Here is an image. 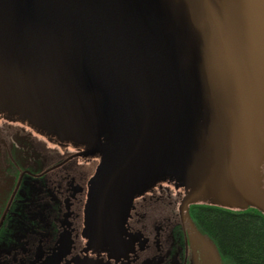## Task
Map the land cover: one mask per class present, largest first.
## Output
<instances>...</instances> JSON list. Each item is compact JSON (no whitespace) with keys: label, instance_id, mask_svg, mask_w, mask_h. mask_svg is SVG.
Listing matches in <instances>:
<instances>
[{"label":"water","instance_id":"obj_1","mask_svg":"<svg viewBox=\"0 0 264 264\" xmlns=\"http://www.w3.org/2000/svg\"><path fill=\"white\" fill-rule=\"evenodd\" d=\"M0 120L93 159L91 247L144 199L264 215V0H0Z\"/></svg>","mask_w":264,"mask_h":264},{"label":"flooded vegetation","instance_id":"obj_2","mask_svg":"<svg viewBox=\"0 0 264 264\" xmlns=\"http://www.w3.org/2000/svg\"><path fill=\"white\" fill-rule=\"evenodd\" d=\"M15 138L14 130L0 132V264H232L192 207L186 215L168 198L137 205L120 249L91 247L83 234L91 159L19 147Z\"/></svg>","mask_w":264,"mask_h":264},{"label":"trees","instance_id":"obj_3","mask_svg":"<svg viewBox=\"0 0 264 264\" xmlns=\"http://www.w3.org/2000/svg\"><path fill=\"white\" fill-rule=\"evenodd\" d=\"M200 228L232 264H264V215L255 210L232 212L194 206Z\"/></svg>","mask_w":264,"mask_h":264},{"label":"bare ground","instance_id":"obj_4","mask_svg":"<svg viewBox=\"0 0 264 264\" xmlns=\"http://www.w3.org/2000/svg\"><path fill=\"white\" fill-rule=\"evenodd\" d=\"M0 123H2V121L0 120ZM51 145V147H53V148H55L56 150L57 149H59V147L57 146V145H53V144H50ZM32 146H34V147H32V148H34L35 150L36 149H38L39 147H41L37 142H33L32 143ZM42 148V147H41ZM11 149H10V147H7V151H10ZM92 159V158H91ZM93 160V159H92ZM90 162H91V160H90Z\"/></svg>","mask_w":264,"mask_h":264}]
</instances>
